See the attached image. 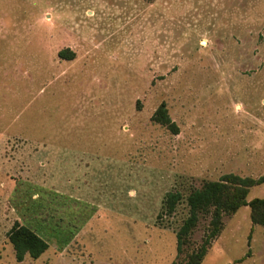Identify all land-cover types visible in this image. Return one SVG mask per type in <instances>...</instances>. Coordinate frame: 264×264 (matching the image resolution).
Returning a JSON list of instances; mask_svg holds the SVG:
<instances>
[{"label":"rangeland","instance_id":"rangeland-1","mask_svg":"<svg viewBox=\"0 0 264 264\" xmlns=\"http://www.w3.org/2000/svg\"><path fill=\"white\" fill-rule=\"evenodd\" d=\"M228 173L264 174V0H0V264H171L186 196ZM250 213L201 264H264ZM15 221L38 259L17 261Z\"/></svg>","mask_w":264,"mask_h":264},{"label":"trees","instance_id":"trees-1","mask_svg":"<svg viewBox=\"0 0 264 264\" xmlns=\"http://www.w3.org/2000/svg\"><path fill=\"white\" fill-rule=\"evenodd\" d=\"M59 56L64 59H73L75 52L70 48H64L59 51ZM151 119L173 133L179 131L165 102L156 109ZM262 183H264V174L251 177L228 173L220 179L206 181L201 187L191 190L186 196L189 214L176 233L178 260L171 264H201L210 245L223 229L224 217L235 213L242 206L250 207V216L254 225L264 226V195L251 200L247 199L250 189ZM182 199L184 198L180 192H168L164 200V213L172 215ZM206 217L209 218L208 231L201 243L194 245L191 237L201 220ZM7 235L19 262L23 261L27 255L38 259L49 248V242L46 239L19 221L14 222Z\"/></svg>","mask_w":264,"mask_h":264}]
</instances>
